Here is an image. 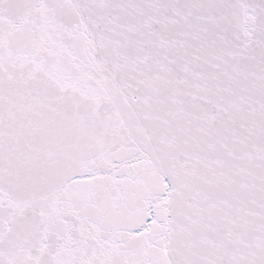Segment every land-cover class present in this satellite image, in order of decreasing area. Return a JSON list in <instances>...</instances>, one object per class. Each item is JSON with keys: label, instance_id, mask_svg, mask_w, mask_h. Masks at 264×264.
Wrapping results in <instances>:
<instances>
[{"label": "snow or ice", "instance_id": "6c2138e0", "mask_svg": "<svg viewBox=\"0 0 264 264\" xmlns=\"http://www.w3.org/2000/svg\"><path fill=\"white\" fill-rule=\"evenodd\" d=\"M0 264H264V0H0Z\"/></svg>", "mask_w": 264, "mask_h": 264}]
</instances>
